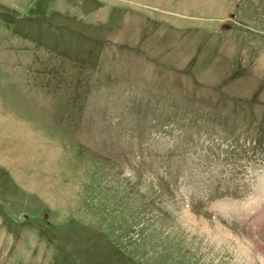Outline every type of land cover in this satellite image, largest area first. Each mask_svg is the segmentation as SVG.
<instances>
[{"label": "rangeland", "instance_id": "obj_1", "mask_svg": "<svg viewBox=\"0 0 264 264\" xmlns=\"http://www.w3.org/2000/svg\"><path fill=\"white\" fill-rule=\"evenodd\" d=\"M0 264H264V0H0Z\"/></svg>", "mask_w": 264, "mask_h": 264}]
</instances>
